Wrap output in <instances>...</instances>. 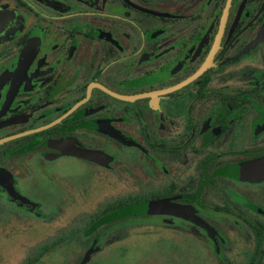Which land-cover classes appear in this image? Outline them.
Masks as SVG:
<instances>
[{"label":"flooded vegetation","instance_id":"flooded-vegetation-1","mask_svg":"<svg viewBox=\"0 0 264 264\" xmlns=\"http://www.w3.org/2000/svg\"><path fill=\"white\" fill-rule=\"evenodd\" d=\"M95 186L0 264H264V0H0V227Z\"/></svg>","mask_w":264,"mask_h":264},{"label":"rangeland","instance_id":"rangeland-1","mask_svg":"<svg viewBox=\"0 0 264 264\" xmlns=\"http://www.w3.org/2000/svg\"><path fill=\"white\" fill-rule=\"evenodd\" d=\"M79 194H76L74 199L69 201V205L65 202L62 203L63 208L67 210L61 216V220H57L55 225H48L44 224L43 222L28 219V217H24L22 225L19 224L20 227H17L16 223L9 222L8 225H4L0 227V244H14V243H35L38 241H42L44 239L53 237L52 232L57 228H62L67 224V219L69 216L74 217L77 213H81L84 211L93 212L96 209L100 208L108 199V197H112L114 194L118 193L116 188H107V187H87L79 189ZM24 228V229H22ZM56 231V230H55ZM155 238V236H153ZM172 235L168 236L167 244L171 246L169 253V264H193L191 263V259L193 258V253L195 246L200 244L201 251H203V255L205 258L209 260H214L211 251L209 250V243L202 239L198 238L197 240L193 237L185 236L184 241V253H185V260L181 261L179 253L181 251H176L177 249L181 248L180 241L178 245H176V241L171 238ZM150 236H146L143 231H134L132 234V239L126 241H119L118 244L121 243H130V244H144L149 242ZM113 247H109L111 249ZM154 250L159 251V249L155 246L153 247ZM175 250V251H172ZM182 249V248H181ZM152 250V249H151ZM199 252V250L197 251ZM210 252V253H209ZM2 254V253H1ZM115 252L107 251L104 255L103 259L105 260V264H116L117 257L114 256ZM140 250L136 251V258L139 259ZM178 254V255H177ZM2 257V255L0 256ZM122 260V258H120ZM123 261V260H122Z\"/></svg>","mask_w":264,"mask_h":264},{"label":"water","instance_id":"water-1","mask_svg":"<svg viewBox=\"0 0 264 264\" xmlns=\"http://www.w3.org/2000/svg\"><path fill=\"white\" fill-rule=\"evenodd\" d=\"M74 154L77 155V156H79V157L85 158V159H90V160L93 159L92 158L93 155L89 151H74ZM210 231L212 232V230H210ZM88 256L86 257L84 263L87 261Z\"/></svg>","mask_w":264,"mask_h":264}]
</instances>
